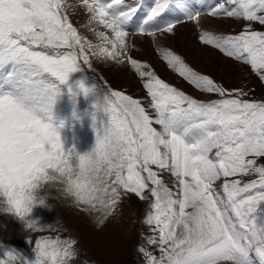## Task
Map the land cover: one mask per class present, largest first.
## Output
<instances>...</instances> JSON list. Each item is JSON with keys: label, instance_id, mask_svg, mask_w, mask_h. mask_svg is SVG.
Wrapping results in <instances>:
<instances>
[{"label": "snow or ice", "instance_id": "6c2138e0", "mask_svg": "<svg viewBox=\"0 0 264 264\" xmlns=\"http://www.w3.org/2000/svg\"><path fill=\"white\" fill-rule=\"evenodd\" d=\"M225 2L210 14L242 19L244 30L221 37L205 32L200 39L264 80V32L252 28V22L264 25V0ZM174 4L151 0L145 10L141 0H83L92 20L111 30L113 39L97 33L109 48L78 35L63 0H0V69H8L0 82V197L6 212L38 231L34 208L45 199L37 191L49 181L61 180L78 206L100 214V224L122 193L135 194L150 201L144 222L156 233L148 242L158 256L139 249L147 264H264V101L244 99L238 89L233 95L171 51L163 54L169 67L219 98L188 96L130 58L150 97L147 108L83 76L72 79L83 72L81 60L91 67L89 51L118 60L124 28L139 12L140 30L148 32ZM175 6L198 19L186 3ZM65 91L73 102L91 103L95 144L86 153L62 135L54 105ZM75 244L39 238L33 257L3 250L0 264H67Z\"/></svg>", "mask_w": 264, "mask_h": 264}, {"label": "rangeland", "instance_id": "374dc122", "mask_svg": "<svg viewBox=\"0 0 264 264\" xmlns=\"http://www.w3.org/2000/svg\"><path fill=\"white\" fill-rule=\"evenodd\" d=\"M202 1H206V5L212 4L204 8L200 5ZM134 2L135 0H123L124 4ZM150 2L151 0H141L145 10ZM63 3V11L84 41L94 46L102 44L104 47H111L97 35L98 32H104L109 39H113L111 30L106 29L98 20H92V14L83 6V0H63ZM179 3H186L193 14L199 13L198 19H189L183 9L175 6ZM221 3L227 6L225 0H175L173 7L163 14V19L148 32L140 30L144 12H139L124 28L126 47L120 50L123 55L118 60H113L93 56L89 51L91 67L81 60L83 72L74 73L72 79L83 76L105 91H119L140 100L147 108L150 97L143 86V79L129 62L130 58L147 66L164 82L188 96L202 101L218 99L216 94L197 89L169 67L163 54L171 51L179 55L194 71L208 76L233 95V90L238 89L247 94L244 99L264 101V80L259 78L250 65L228 56L215 45L204 44L200 39L205 32L221 37L237 35L244 30L247 22L242 19L210 14L213 7ZM169 23L174 25L173 31L156 30L165 28ZM252 28L264 32V25L257 22H252ZM196 50H201L204 54L201 61L194 56ZM214 53L217 57L215 55L213 60ZM2 81L0 77V82ZM90 107L88 99L79 97L73 102L66 91L54 105L56 116L63 124L62 135L70 144L75 142V147L81 153L90 151L95 144ZM215 183L221 184L222 179ZM65 187L61 180H54L37 191V195L45 199V205L34 208L40 229L38 231L28 229L18 217L6 212L4 209L7 205L0 197V258H6L2 257L3 250H14L33 257L35 241L39 238L76 241L73 246L74 255L68 259L67 264H147L145 255L139 251L141 247L146 252L159 255L157 247L148 242L156 233L152 232L151 225L144 222L150 210V201L141 200L135 194L122 193L114 213L100 224V214L85 211L83 206H78L74 197L65 191ZM15 264H20V261L17 260Z\"/></svg>", "mask_w": 264, "mask_h": 264}, {"label": "bare ground", "instance_id": "6f19581e", "mask_svg": "<svg viewBox=\"0 0 264 264\" xmlns=\"http://www.w3.org/2000/svg\"><path fill=\"white\" fill-rule=\"evenodd\" d=\"M210 4H212V3H208L207 5H206V1H202L201 3H200V5H201V7H204V8H207L208 6H210ZM203 5V6H202ZM206 5V6H205ZM186 34V33H185ZM211 54V53H210ZM216 55V57H217V54L216 53H214L213 54V57ZM193 56V55H192ZM194 56H196L199 60L198 61H201L202 59L201 58H203L204 57V54H203V52L201 51V50H196L195 51V53H194ZM216 57H214L213 58V60L216 58ZM219 57V56H218ZM221 58V57H220ZM201 59V60H200ZM8 71V69L7 68H4V69H0V77L2 78V79H4L5 78V74H6V72Z\"/></svg>", "mask_w": 264, "mask_h": 264}, {"label": "clouds", "instance_id": "9594fccd", "mask_svg": "<svg viewBox=\"0 0 264 264\" xmlns=\"http://www.w3.org/2000/svg\"><path fill=\"white\" fill-rule=\"evenodd\" d=\"M5 210V209H4Z\"/></svg>", "mask_w": 264, "mask_h": 264}]
</instances>
